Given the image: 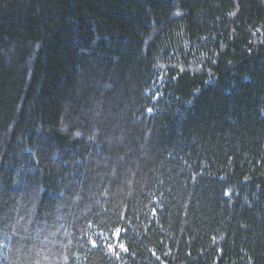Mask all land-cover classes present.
<instances>
[{
    "label": "trees",
    "instance_id": "obj_1",
    "mask_svg": "<svg viewBox=\"0 0 264 264\" xmlns=\"http://www.w3.org/2000/svg\"><path fill=\"white\" fill-rule=\"evenodd\" d=\"M0 264H264V0H0Z\"/></svg>",
    "mask_w": 264,
    "mask_h": 264
}]
</instances>
